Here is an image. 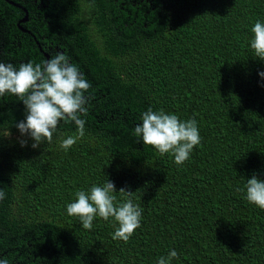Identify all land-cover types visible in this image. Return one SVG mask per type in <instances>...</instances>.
<instances>
[{
  "label": "trees",
  "instance_id": "1",
  "mask_svg": "<svg viewBox=\"0 0 264 264\" xmlns=\"http://www.w3.org/2000/svg\"><path fill=\"white\" fill-rule=\"evenodd\" d=\"M0 0V63L58 51L91 87L84 135L61 121L51 143L21 146L23 102L0 97V258L9 264H264V210L237 192L264 179V61L250 41L264 0ZM195 119L182 165L134 135L143 112ZM114 182L143 209L128 242L97 217L67 214L75 192ZM118 201L122 199L115 193Z\"/></svg>",
  "mask_w": 264,
  "mask_h": 264
},
{
  "label": "clouds",
  "instance_id": "2",
  "mask_svg": "<svg viewBox=\"0 0 264 264\" xmlns=\"http://www.w3.org/2000/svg\"><path fill=\"white\" fill-rule=\"evenodd\" d=\"M254 34L250 41L253 56L264 61V23L255 22L251 28ZM264 77V71L259 73ZM91 85L79 68L69 61L67 54L58 51L54 56L40 63L29 61L17 69L13 64L0 63V97L11 94L23 102L25 119L16 124L22 137L20 145L26 146L28 138L31 147L38 148L42 143H51L53 133L61 121L74 122L77 135L62 139L60 147L67 151L84 135L85 120L88 113ZM139 123L134 128V135L143 143L154 147L163 156L170 154L177 165H182L190 158L195 146L201 143L197 121L181 120L176 114L166 113L163 109L153 111L149 108L143 112ZM0 135L9 137L6 131ZM237 192L245 193L244 198L251 204L264 210V179L253 174L246 180L243 188ZM122 199L118 201L115 193ZM132 191L121 187L118 191L114 182L106 180L102 185H92L88 190L75 192L76 199L67 204V214L77 217L86 230L93 228L97 217L104 221L114 220L118 226L112 233L114 240L128 242L134 231L140 227L143 209L131 199ZM5 193L0 190V200ZM175 249L161 256L157 264H171L178 259ZM0 264H9L0 258Z\"/></svg>",
  "mask_w": 264,
  "mask_h": 264
},
{
  "label": "water",
  "instance_id": "3",
  "mask_svg": "<svg viewBox=\"0 0 264 264\" xmlns=\"http://www.w3.org/2000/svg\"><path fill=\"white\" fill-rule=\"evenodd\" d=\"M9 3H11V4H13V5H16L15 3H13L12 1H10V0H7Z\"/></svg>",
  "mask_w": 264,
  "mask_h": 264
}]
</instances>
